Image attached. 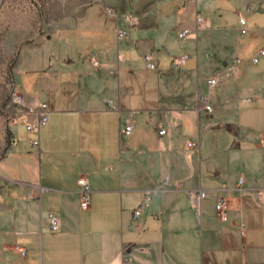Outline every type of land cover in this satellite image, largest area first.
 <instances>
[{
  "label": "crops",
  "instance_id": "0c3cea01",
  "mask_svg": "<svg viewBox=\"0 0 264 264\" xmlns=\"http://www.w3.org/2000/svg\"><path fill=\"white\" fill-rule=\"evenodd\" d=\"M237 3L240 17L264 15V0L47 2L52 32L39 50L49 56L26 69L48 101L23 94L26 106L48 102L51 114L40 148L24 123L9 124L0 158V264H264V58L248 65L249 26L240 36L225 26ZM197 14L210 27L180 40ZM121 28L128 37L118 42ZM148 53L156 70L145 66ZM91 54L106 68H94ZM182 55L187 64L175 68L173 57ZM237 57L233 79L215 88L206 110L208 79ZM131 115L136 129L127 141L121 125ZM18 124L23 130L13 129ZM190 139L197 146L188 148ZM80 175L90 181L88 209ZM198 189L206 191L200 212L189 194ZM149 190L150 206L135 219ZM220 196L229 200L227 220L216 210ZM50 212L61 229H51Z\"/></svg>",
  "mask_w": 264,
  "mask_h": 264
},
{
  "label": "rangeland",
  "instance_id": "374dc122",
  "mask_svg": "<svg viewBox=\"0 0 264 264\" xmlns=\"http://www.w3.org/2000/svg\"><path fill=\"white\" fill-rule=\"evenodd\" d=\"M48 1L0 0V158L6 153L11 141L9 124L15 121L20 109L14 102V92L17 90L19 93L31 94L39 98L38 100L48 101L46 92L37 95L34 89L36 77L30 75L28 68L26 69V65L35 69L41 55L49 56L47 49L39 50L48 42L47 36L52 32L48 22ZM239 8L238 3L235 4L234 9L230 8L226 12L224 23L225 26L235 30L239 36L242 35L240 28L249 26V33L245 37L250 35L251 40L247 45L245 62L253 65L252 58L249 59V57L264 47V29L262 28L264 15H261L263 12L254 11L247 15L248 25H242ZM257 25L260 28H257ZM259 93L264 97V84L260 85ZM260 105L264 106V103ZM15 126L13 127L15 130L19 128L23 130L24 127L22 124ZM139 130L136 132L139 133ZM193 131L197 132L196 125ZM143 133L145 130L141 131L140 136ZM128 139L133 140V136L125 138L127 141Z\"/></svg>",
  "mask_w": 264,
  "mask_h": 264
},
{
  "label": "built area",
  "instance_id": "2783aa9c",
  "mask_svg": "<svg viewBox=\"0 0 264 264\" xmlns=\"http://www.w3.org/2000/svg\"><path fill=\"white\" fill-rule=\"evenodd\" d=\"M189 2L190 0H185ZM251 8H248L250 11ZM108 13L112 14L114 10L112 8L107 9ZM240 22L242 25L247 24L246 16L240 17ZM133 24H136L135 20H132ZM210 24L205 20V18L201 14H197L196 16V27L194 29H183L178 32V36L180 40H188V39H197L200 32L209 28ZM247 27H243L241 29L242 34H246ZM128 37V29L121 28L117 32V40L118 42L126 40ZM85 57V56H83ZM88 60L92 64V66L98 70L105 69L104 64L99 60L96 54L88 55ZM119 61L121 57L119 56ZM264 58V48L260 49L256 54L252 57V62L254 64H258ZM188 55L175 56L172 59L173 65L175 68H180L187 64ZM144 63L147 69L156 70L158 68V62L154 58L153 54L148 53L144 56ZM241 63V58L237 57L233 60V62L227 65L225 68L217 70L212 77L208 79L209 85V93L207 96L202 97L201 101L204 104L206 110L212 111V98L214 96V90L216 87L221 86L231 79H233L236 71V67ZM14 102L20 108L17 117L14 122H22L25 124L27 130L34 135L31 139V144L34 148H40V134L42 127L46 126L49 123L50 119V106L48 102H40L35 107H28L25 104V96L23 93H19L17 90L13 94ZM109 108L111 110L119 109V105L115 102L114 99H109ZM136 129V124L134 121V117L129 116L121 125V135L126 138L133 134ZM166 133V129L162 128L160 130V134L163 135ZM261 145L264 148V138L261 139ZM197 146V141L190 139L187 142L188 148H193ZM245 183L244 178L238 179V186L243 187ZM79 187V195L81 199V207L83 209H88L91 206V190H90V181L87 175H80L77 181ZM190 199L195 209L200 212L201 204L206 195V191L204 189L193 190L189 192ZM153 198L152 191H146L140 206L133 212L134 218H139L142 213L147 210L150 206L151 200ZM216 210L219 217L223 220H227L228 218V210H229V200L225 196H220L216 202ZM49 221L50 227L53 231H57L61 229V220L55 215L53 212L49 213ZM15 250L23 257L26 258L28 250L25 247L16 246ZM138 250L141 252H148V250L144 247H138Z\"/></svg>",
  "mask_w": 264,
  "mask_h": 264
}]
</instances>
